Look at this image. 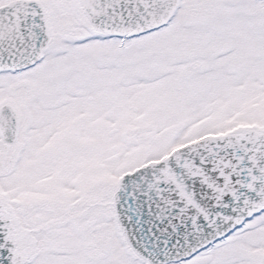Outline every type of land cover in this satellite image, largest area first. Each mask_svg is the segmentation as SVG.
<instances>
[{
    "label": "snow or ice",
    "instance_id": "obj_1",
    "mask_svg": "<svg viewBox=\"0 0 264 264\" xmlns=\"http://www.w3.org/2000/svg\"><path fill=\"white\" fill-rule=\"evenodd\" d=\"M0 264H264V0H0Z\"/></svg>",
    "mask_w": 264,
    "mask_h": 264
}]
</instances>
